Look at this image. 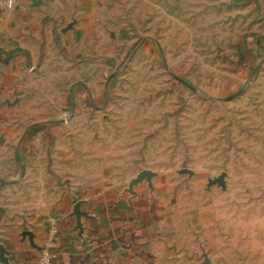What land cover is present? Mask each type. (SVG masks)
<instances>
[{"label": "rangeland", "instance_id": "1", "mask_svg": "<svg viewBox=\"0 0 264 264\" xmlns=\"http://www.w3.org/2000/svg\"><path fill=\"white\" fill-rule=\"evenodd\" d=\"M104 2L109 60L55 59L20 80L0 112V131L19 136L0 165L48 158L53 191L70 181L54 170L77 167L73 130L28 132L109 117L112 150L138 138V169L156 174L142 190L160 205V264H264V0Z\"/></svg>", "mask_w": 264, "mask_h": 264}, {"label": "crops", "instance_id": "2", "mask_svg": "<svg viewBox=\"0 0 264 264\" xmlns=\"http://www.w3.org/2000/svg\"><path fill=\"white\" fill-rule=\"evenodd\" d=\"M104 1L16 0L11 10L0 7V112L16 101L11 93L19 81L32 80L35 70L48 69L51 60H109L113 42L99 31L109 26L107 20L100 25ZM99 116L89 118V128L74 116L28 132L27 140L33 131L53 139L54 129L73 130L80 151L77 167L54 170L70 181L53 191L50 184L59 176L52 177L48 158L29 159L23 172L17 164L0 165V264H39L45 248L51 251V264L161 263L168 244L156 227L160 205L147 203L142 190L152 189L153 178L138 181L146 171L156 174L139 171L143 146L139 150L138 138L112 150L106 128L110 119ZM18 137L16 130L0 131V148ZM51 152L45 149L41 155ZM56 152L62 156L64 149Z\"/></svg>", "mask_w": 264, "mask_h": 264}, {"label": "built area", "instance_id": "3", "mask_svg": "<svg viewBox=\"0 0 264 264\" xmlns=\"http://www.w3.org/2000/svg\"><path fill=\"white\" fill-rule=\"evenodd\" d=\"M16 0H0V7L11 10L15 7ZM52 263V254L50 249L45 248L40 255L39 264H51Z\"/></svg>", "mask_w": 264, "mask_h": 264}, {"label": "water", "instance_id": "4", "mask_svg": "<svg viewBox=\"0 0 264 264\" xmlns=\"http://www.w3.org/2000/svg\"><path fill=\"white\" fill-rule=\"evenodd\" d=\"M34 2H35V0H34ZM152 176H153V174H152L151 172L146 171V172H144V173H142V174L140 175L138 181L142 180L143 178H147L148 180H150V179L152 178ZM136 182H137V181H136ZM218 183L223 184V180H222V178H220V179L218 180ZM0 249H1V248H0ZM3 255H4V254H2V256H3Z\"/></svg>", "mask_w": 264, "mask_h": 264}]
</instances>
